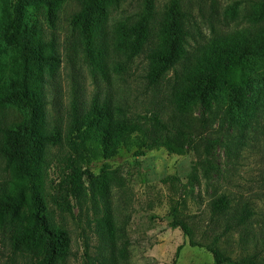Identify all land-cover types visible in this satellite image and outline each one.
I'll use <instances>...</instances> for the list:
<instances>
[{"label":"rangeland","instance_id":"obj_1","mask_svg":"<svg viewBox=\"0 0 264 264\" xmlns=\"http://www.w3.org/2000/svg\"><path fill=\"white\" fill-rule=\"evenodd\" d=\"M172 1L153 0L151 5L148 0H111L104 32L91 46L72 24L82 0H62L53 23L40 17L43 37L54 43L60 60L44 85L46 128L57 130L60 138L46 147L43 174L47 204L70 236L65 264H215L208 246L219 249L224 264H264V81L246 91L252 103L246 110L230 112L228 102L216 92L208 104L193 106L178 127L183 131V154L161 147L136 156L135 134L109 158L103 157L97 136L85 146L72 142L73 117L81 119L105 105L116 116L126 114L147 126L160 114L172 131L178 115L175 94L191 83L184 68L211 44L264 26V0H178L188 13L186 58L154 87L147 79V56L160 41L161 21ZM12 2L0 0V87L13 72V50L5 37ZM145 15L148 40L141 53L133 54L131 30ZM22 118L18 108L0 105V193L14 179L2 151L6 130ZM72 164L109 177L113 236L97 223L104 211L94 205L87 179L79 198L69 195L73 213L58 204L62 179ZM223 195L229 207L214 212L213 202ZM173 208L192 228L196 246L171 222ZM30 261L14 252L8 236L0 232V264Z\"/></svg>","mask_w":264,"mask_h":264},{"label":"trees","instance_id":"obj_2","mask_svg":"<svg viewBox=\"0 0 264 264\" xmlns=\"http://www.w3.org/2000/svg\"><path fill=\"white\" fill-rule=\"evenodd\" d=\"M62 0H13L12 11L5 22V37L13 50V72L0 87V105L18 108L23 118L6 130V144L2 151L14 179L11 187L0 193V232L8 236L11 249L31 257L26 264H65L70 255V236L64 225L57 222L47 204L44 156L50 140L57 141V130L47 131V102L44 93L46 75L54 76L60 60L53 42L44 39L41 16L53 23L56 8ZM111 0H82L80 10L74 14L72 24L83 34L91 46L104 32ZM152 5L153 0H148ZM44 6V11H40ZM188 13L178 0L166 9L160 27V41L148 52L149 84L158 87L167 73L186 58ZM264 19V9L261 13ZM149 16L145 15L131 30L133 54L144 50L148 40ZM183 74L190 85L182 86L175 94L178 110L177 122L170 127L162 115L155 114L152 126L130 119L126 114L115 115L108 105L94 108L81 119L73 117L71 133L76 146H85L93 136L103 157L109 158L121 145L129 144L132 135L138 137V149L134 155L142 156L148 150L161 147L177 154L185 153L179 130L185 124V116L193 106L208 104L210 94L216 92L228 102L230 112L252 106L245 96L248 89L264 81V26L258 31L236 32L220 42H215L187 68ZM175 130V133L173 134ZM86 179L92 192V200L103 207L98 225L108 236L114 235V221L107 198L110 179L107 175H93L89 169L72 164L62 182L64 192L58 204L73 213L69 198H77L87 189ZM229 207L228 198H217L212 208L222 212ZM177 208L170 213L171 222L179 227L191 246L192 228L178 215ZM182 246L177 248L176 254ZM215 264L225 260L216 246H208Z\"/></svg>","mask_w":264,"mask_h":264}]
</instances>
